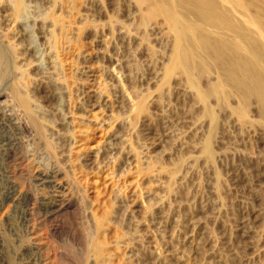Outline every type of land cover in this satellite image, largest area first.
I'll use <instances>...</instances> for the list:
<instances>
[{
	"label": "rangeland",
	"instance_id": "374dc122",
	"mask_svg": "<svg viewBox=\"0 0 264 264\" xmlns=\"http://www.w3.org/2000/svg\"><path fill=\"white\" fill-rule=\"evenodd\" d=\"M0 264H264V0H0Z\"/></svg>",
	"mask_w": 264,
	"mask_h": 264
},
{
	"label": "bare ground",
	"instance_id": "6f19581e",
	"mask_svg": "<svg viewBox=\"0 0 264 264\" xmlns=\"http://www.w3.org/2000/svg\"><path fill=\"white\" fill-rule=\"evenodd\" d=\"M5 1H6V0H5ZM14 2H15V1H14ZM20 6L22 7V3L20 4V2H18V4H17L18 10H20V9H19V8H21ZM14 11H15V10H14ZM15 13H16V12H15ZM9 55H10V54H9ZM15 90H16V89H15ZM14 93L16 94V98H17V100H18V101L20 102V104L23 106V108L25 109V111L27 112V114H28L29 111L31 112L29 101H28L25 97H23L22 95H20V93H19L18 91H16V92L14 91ZM26 112H25V113H26ZM27 114H26V115H27ZM26 115H25V116H26ZM27 117H28V116H27ZM3 118H4V116H3ZM22 118H23V117H22ZM29 118L31 119V117H29ZM24 119L27 120L28 118L25 117ZM1 120L4 122V119H1ZM26 120H24V121L26 122V123H24V121H22V119H21V121L23 122V125H22L21 122H20L21 127L23 126V128L25 129V131H26V130H27V131H30L32 128L37 127L38 124H36L34 121H32L33 119H31V120H29V121H28V120L26 121ZM30 121H31V122H30ZM32 122H33V124L31 125ZM4 123H5V122H4ZM34 124H36V126H35V127H32V126H34ZM23 128H19V129H23ZM36 129H37V128H36ZM36 129L34 130V132L37 131ZM20 131H21V130H20ZM25 131H24V132H25ZM21 132H22V131H21ZM31 132H32V131H31ZM22 133H23V132H22ZM27 133H29V132H27ZM33 135H34V134H33ZM39 135H40V134H39ZM30 136H31V135H30ZM11 142H13V141H11ZM7 150H8V149H7ZM10 151H11V150H10ZM8 152H9V151H8ZM8 152H7V153H8ZM9 153H10V152H9ZM9 153H8V154H9ZM9 155H10V154H9ZM8 157H9V156H8ZM45 176H46V175H45ZM49 177H50V176H49ZM46 178H48V177H46ZM46 178H45V179H46ZM42 179H44V178H42ZM42 179H41V180H42ZM45 179H44V180H45ZM48 179H49V178H48ZM48 179H47V180H48ZM41 180H40V181H41ZM44 180H43V181H44ZM47 180H46V181H47ZM41 182H42V181H41ZM44 183H45V182H44ZM44 183H43V184H44ZM46 186H47V185H46ZM67 200H68V199H67ZM59 202H60V201H59ZM62 203H63V201H62ZM60 204H61V203H60ZM56 207H57V206H56ZM74 207H75V206H74ZM50 208H51V207H50ZM55 209H56V208H54V211H55ZM57 209L60 210L61 207L59 206ZM50 211H51V210H50ZM99 225H100V222H99ZM80 241H81V240H80ZM99 244H100V243H99ZM96 245H97V243H96ZM96 245H95V246H96ZM96 247H97V246H96Z\"/></svg>",
	"mask_w": 264,
	"mask_h": 264
}]
</instances>
